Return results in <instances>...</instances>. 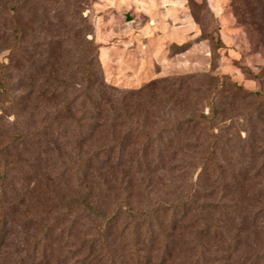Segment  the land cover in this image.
<instances>
[{"label": "rangeland", "instance_id": "1", "mask_svg": "<svg viewBox=\"0 0 264 264\" xmlns=\"http://www.w3.org/2000/svg\"><path fill=\"white\" fill-rule=\"evenodd\" d=\"M9 15L0 0V175L13 190L7 199L25 198L48 218L53 204L39 194L35 176L68 196L82 193L61 164L74 131L68 105L80 95L73 83L98 87L108 111L112 94L123 97L127 121L141 135L127 136L125 126L97 129L94 144L124 137L132 144L124 159L134 161L147 145L151 169L128 177L131 201L146 208L196 190L207 206L204 219L223 228L217 236L196 233L202 223L192 212L175 234L162 215L164 237L116 241L122 261L135 264L139 250L153 258L170 253L175 264H264V39L256 31V24L264 27V0H31L15 20ZM94 193L112 210L103 188ZM20 218L1 221L14 244L22 238ZM76 224V238L56 264L81 261L74 244L90 228ZM14 252L0 262L18 264Z\"/></svg>", "mask_w": 264, "mask_h": 264}, {"label": "trees", "instance_id": "2", "mask_svg": "<svg viewBox=\"0 0 264 264\" xmlns=\"http://www.w3.org/2000/svg\"><path fill=\"white\" fill-rule=\"evenodd\" d=\"M1 1L10 12L9 16L12 20L18 17V11L26 2H31V0ZM256 31L264 39V27L256 24ZM18 44L20 40L13 45L12 52H16ZM72 86L80 93L77 98L71 99L68 105V109L73 110L69 111L68 123L74 131L69 142L62 146L66 149L64 157L61 154L62 147L55 144L57 142H54L53 151L57 159L61 156L64 158L61 160L63 171L68 177L70 176L75 186L83 191L82 193L78 191L71 197L35 176V184L40 185L43 191L39 194L50 196L46 202L53 204L52 212H55L54 216L48 213L49 217L45 218L34 211L31 203L25 202V198L20 201L15 199L17 204L7 199V192L13 190L9 189L7 184L8 176L0 175V204H2L0 205V259L18 249L13 256L16 257L18 264H56L59 253L70 247L69 243L76 238L73 232L79 220L86 222L87 227L90 228L89 237L77 239L74 244L81 256L79 264H126L127 261H122L115 252L116 241L132 239L133 236H145L149 240H155V233L159 238L164 237L166 233H164L165 226H162L161 222L162 215L169 216L170 219H166L165 222L175 234L180 231L178 229L181 228L180 223L187 220L192 212L195 214L192 219L202 223L196 233L208 236L215 232L217 236L219 232H223L222 227H217L208 219H204L207 206L197 196L196 190L177 196L173 201L154 203L146 208L134 204L129 192L135 186L128 177L130 174L143 176L150 171L149 161L144 154L147 145L144 147L141 145L142 151L138 154L143 155L134 161L130 158L124 159L128 156V150L132 148V144L123 140L124 137L119 140L113 137L111 141H105L102 145L94 144L93 139L97 129L125 126L127 136L136 137H140V129L128 123V113L119 102L123 97L118 93V96L116 93L112 94L115 107H110L108 111L105 107L107 103L98 87L94 89L90 85L84 86L77 82ZM104 112L114 114L109 116L103 114ZM121 116L125 118V121H122L124 123L119 122ZM207 165L206 160L203 162L205 169ZM62 181L64 182L63 178ZM102 188L112 200V210H106L108 205L94 193L96 189L99 191ZM36 191L32 190V193L35 194ZM74 208L79 213H75ZM12 214L21 217L19 221L23 230L22 238L17 244L10 242L9 230L1 227V221L7 225V220ZM129 249L133 250V248ZM169 254L153 258L139 255L138 250L132 255V260L135 264H175Z\"/></svg>", "mask_w": 264, "mask_h": 264}]
</instances>
